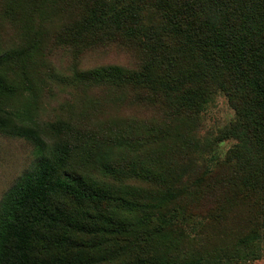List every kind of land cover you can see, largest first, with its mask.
Returning a JSON list of instances; mask_svg holds the SVG:
<instances>
[{
	"label": "trees",
	"instance_id": "obj_1",
	"mask_svg": "<svg viewBox=\"0 0 264 264\" xmlns=\"http://www.w3.org/2000/svg\"><path fill=\"white\" fill-rule=\"evenodd\" d=\"M112 47L132 52L131 62L79 67L88 52ZM62 52L75 61L71 78L52 63ZM51 82L131 92L160 118L138 135L113 121L114 143L96 150L76 112L46 129L32 118L28 103ZM216 91L234 118L207 151L195 131ZM16 99L20 107L5 110ZM0 134L27 140L36 157L0 200V264L258 258L264 0H0ZM227 139L222 159L201 155Z\"/></svg>",
	"mask_w": 264,
	"mask_h": 264
},
{
	"label": "rangeland",
	"instance_id": "obj_2",
	"mask_svg": "<svg viewBox=\"0 0 264 264\" xmlns=\"http://www.w3.org/2000/svg\"><path fill=\"white\" fill-rule=\"evenodd\" d=\"M132 55V52L121 48L99 49L93 53L85 54L78 64L81 69L106 64L123 65L131 62ZM51 60L59 73L66 77H72L70 67L75 61L70 55L64 52L58 53ZM89 101L94 106L88 105ZM32 102L34 104L28 103L34 114L32 118L43 129L48 128L59 118L66 119L65 109L76 112V116L74 114V117L72 116V121L76 124L78 122L90 134L89 138H95L91 141V147L96 150L102 141H104L101 146L103 149L114 143L112 129L115 126L113 121L122 122L126 131L133 132L134 129L135 134L138 135L144 131L147 124H154L160 118V111H154L143 103L135 101L131 92L122 91L115 96L104 90L84 89L83 85H79L74 91L51 82L35 96ZM20 103V100L16 99L15 107L7 104L5 110L19 108ZM70 105L74 109L70 108ZM84 107L87 111L82 110ZM81 111L84 114H81ZM233 118L234 110L228 105L226 96L221 91H216L211 101L204 106L200 113L199 124H197L199 131H195L206 144L207 151V143L210 138L226 127ZM106 127L109 128L103 134L102 130ZM137 129L140 132L137 133ZM190 134L192 135L191 130ZM233 142V139H227L216 143L211 152L201 155L209 158L212 162L222 159ZM52 143L53 141L50 144ZM35 162L36 157L33 155V146L30 142L23 138L0 134V200L20 175L33 168ZM261 241L259 257L256 259L248 257L242 264H264V239Z\"/></svg>",
	"mask_w": 264,
	"mask_h": 264
}]
</instances>
